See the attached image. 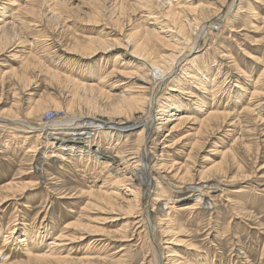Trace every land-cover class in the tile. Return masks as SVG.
<instances>
[{
  "label": "rangeland",
  "instance_id": "374dc122",
  "mask_svg": "<svg viewBox=\"0 0 264 264\" xmlns=\"http://www.w3.org/2000/svg\"><path fill=\"white\" fill-rule=\"evenodd\" d=\"M14 1L18 2L20 8L21 6H25L29 0ZM47 1L42 7L47 17L41 15L32 19V21L39 25L38 28L46 29L45 31L51 36V39L64 48H72L75 44L73 43L75 42V38L85 41V38L88 37H94L98 40H103L106 36L110 38L116 37L117 31L120 29L112 31L111 22L118 17L120 22L122 21L123 27L121 29H123L125 34L133 33L135 29L141 30L144 28L142 21L144 18L139 11L141 4L133 0H124L127 10L123 12L119 9L122 0H63L60 4L61 6L58 7V11H62L63 17L60 20L52 19L51 21H48L47 18H50L53 14V4L56 0ZM175 1H179V5L183 3L188 7L190 5L194 8L206 7V9L200 10L199 15L201 11L202 13H207L212 6L218 7V3L214 0ZM9 2V0H0V17L11 20L9 16L16 18L18 13L16 7L10 6ZM95 3L101 5L102 13L99 15L96 9L93 8ZM259 5L261 4H258L256 0H236L231 11L232 13L229 14L230 20L222 21L221 19L222 22H217L216 20L212 22L211 20L214 19L212 18L210 21H202L205 25L214 23L213 28L215 30L210 35L208 33V35H201L197 42V50L200 51L198 52L199 54L195 53L196 60L199 61L196 68L198 66L201 67L198 69L200 73H195L196 69L192 68L193 66H189L191 68L190 71H194L193 73L198 80L193 79L196 82L188 83V86L191 88L190 91L197 93V87L201 86L200 82L208 83L209 79H211L209 82L211 83L219 68H222V76L220 75L218 82L220 81L219 84L223 83L221 80L223 79L225 66L219 63V60L224 61L222 56H228L227 62L230 60V65L234 62L235 64H239H237L238 69H235L232 75H224V78H227L223 79L226 83L221 84L222 89L220 93H222V99L219 103L220 106H218V109H225L227 106L225 109L227 112L230 110V112L237 113L238 116L234 119L236 123L234 125H222L219 128H213V131H206L205 134L202 133L200 135L197 133L198 119L196 117L198 116L202 119L205 116L201 117L202 115L195 109L194 111L191 109H186L185 111L183 109L179 111L180 115L186 113L191 115L193 113L191 117L194 118H192L190 123H187L188 125L186 126L182 125L179 128L180 130L173 131V134L169 133L170 135L167 137L165 136L168 133L167 130L161 131L158 136V138H161L159 140H163L164 136L166 138L165 143L162 144L160 142L161 147L167 144L170 147L177 148L176 152H169L167 150L169 147L167 146L165 151H162L163 148L161 149L153 141L149 143L150 150L156 156H162L166 162L171 160L168 166L174 164L173 167H176V170L173 169L174 171L169 169L172 172L166 175L170 182H166L167 185L163 187V184L159 185L161 188L159 194H162L159 195L162 196L160 198H174L175 200L178 198V196H175L177 193H174L176 192L175 184L189 186L192 181H198L200 176L203 175L201 172L208 170L216 162L222 161L223 153L213 154V152H216L217 149L222 152L231 150L235 163L231 160L233 166L226 178L222 174L217 173L218 171L209 172V174H213L214 176L217 174L215 181L218 185L221 184L222 188L221 191L212 192L214 208L203 205L197 207L198 204L193 200L183 201L173 205L175 206L174 212H172L168 220H161V217L156 212V206L148 205L146 207L147 211H151L154 214L150 215L149 218L153 224H151L150 234L147 232L148 235L144 232L139 233L142 229L136 231L137 226L134 225L136 219L133 217L132 211H136L138 206L134 208L132 206L129 207L128 199H131L132 196H129L130 193L127 191V187L115 189V191H119V195L107 198L114 203L111 207L106 202V204L103 203L104 205L101 208L94 206L95 204H100L97 203V199L93 194L102 195V192L110 193L111 190L109 188L114 183L112 175L114 170L112 166L106 163L104 161L105 158H102V154L95 149L99 146L101 152L110 151L109 153L114 155L119 153L117 151H122L124 154L130 153L137 148L135 132L126 133L127 135L123 134L118 139L117 137L106 136L96 132L98 138L95 142H92L93 144L90 143L92 145H88L89 152H92L90 155L92 158L81 154L82 152L79 149H76L77 151L71 150V152L66 151L68 153L64 154V160L62 159L58 164H54L53 160L50 159L49 163L44 166L45 173L39 176L36 170L40 169V172L42 170L36 164V159L38 155H45V151H48L46 149L48 140L44 134L39 138V141L35 142L36 136L39 133L34 132V129L47 121L54 124L71 123L70 121H73L71 115L80 114V108L88 107L89 101H86L87 99L83 96H81L83 99L78 96H71L67 89L71 90V87L74 86L72 83L68 81V84L66 81L52 83L49 74L39 68L35 69L34 72H28L27 76L23 75V71L20 68V59L22 61L26 57V52L29 50L33 51V53L41 51L40 55L44 54L40 46L36 47V43L34 45H27L28 48L25 50L19 43V38L14 36L6 48H0V124L6 125L5 128L0 129V189L9 184L23 185L28 183L23 190L18 189V191L14 192H3V195L8 196L0 203V264H36L34 261L28 263L30 261V254L39 253L41 255L50 252V248L53 247L50 242L54 241L56 236L61 232L67 236V240L65 241L67 246H61L62 249L60 248V252L58 253L57 251L59 250L53 248L55 256L67 255L75 259L90 257L94 258L92 260L100 261L99 264H150L149 261L156 252L160 256L163 255L162 264L167 263V256L171 253H175L174 256L176 258L174 260L179 258L181 261H184V264H264V110L260 113L258 110H255L256 112L253 113L250 108L249 111H252V113L242 112L245 109L247 111V108L250 106L254 107L253 102L255 104L254 100L256 97L252 96V92L256 89L254 86L256 78L260 75L263 66L261 63L257 64V58L264 60V19L261 18L264 15V4ZM149 7L153 11H159L161 7L164 9L163 4H159L157 1L152 3L151 6L145 7L146 10H149ZM251 8H255V10ZM96 17L100 19V23L92 25L91 22L97 20ZM207 18L209 19L208 16ZM148 22L150 21L148 20ZM149 24L148 26H150ZM203 24L199 25V27L197 26L199 33ZM146 26L147 23H145ZM159 27L156 26L157 29ZM197 27L195 25L194 31L193 29L190 31L187 26V33L195 35ZM36 33L30 34L27 39L35 40L38 37V32ZM157 51L163 52V49L160 48ZM116 57L117 60H115ZM43 58L47 59L48 57L44 55ZM122 58L128 60L129 52L124 47H118L117 49L108 51L105 55L101 52L97 53L94 56V60H92L93 63H90L89 67L94 73H97L99 69H102V74L109 72L113 81L116 79L117 72H121L122 69H127L128 67V63L124 62ZM213 58H216L217 62L214 63ZM142 62L147 65L145 69L149 70L150 75H152L151 69L153 67L151 63ZM80 64L79 62L76 67L84 66ZM66 68L58 65V70L62 74H69V72L76 73L75 70ZM11 69H14V72H11ZM202 75L205 78H202ZM93 81L96 82L99 79L91 80V82ZM130 86L127 88H131L132 90L134 88L133 91H137L138 86L136 83ZM259 86L261 87V85ZM123 88H126V86ZM167 92L168 90L165 86L160 91L164 95ZM209 93L206 94L208 99L211 98ZM185 98L188 101L194 97L186 96ZM54 100L55 103L53 102ZM113 101L115 100L100 97L96 99L95 105L98 106L100 104L101 108L103 107V109L107 110ZM74 102L76 106L74 112L72 114L66 113L69 105H72ZM39 103L44 105L40 114L27 116L26 113H29V110ZM57 105H61L59 110ZM193 106L192 104L191 107ZM159 108V105L150 106L148 111L140 110L134 116L141 120L149 119V117L152 119L157 118L160 114L156 110ZM49 109H53L50 111H54L55 113V117L50 119L51 121L48 119L50 116V113L48 114ZM8 110L18 117H10L6 114L9 112ZM243 113L246 115L244 116ZM97 115L104 121L110 120L107 113H97ZM117 115L113 116L115 118L114 122L127 121L125 115ZM258 115L261 117L259 118ZM235 129L236 131H234ZM241 135L244 137L243 143L232 147V141L229 139L231 137L235 139ZM28 136L32 137L29 138ZM127 137L129 139L125 142V138ZM168 137L170 139H167ZM197 140H201L199 145L203 143V148L202 146L200 148L198 145H194L198 146L197 148L192 146L196 143L194 141ZM118 141L119 144H117ZM35 143L37 144L36 153L28 150ZM191 147L194 150L192 152L190 151ZM85 149L87 148L84 147L83 150ZM128 156L132 158L133 155ZM230 159L231 157L224 164L223 170L226 169V164L230 162ZM184 164H186V168L185 166L182 167ZM240 166L242 168L241 173L238 172V167ZM187 170L190 172L189 175L186 173ZM180 173H186L187 180L181 181L175 178ZM244 173L251 177L245 179L242 177ZM162 189L163 192H161ZM142 196V202L144 201L143 209H145V205L149 199L156 195H151L148 199L145 195ZM179 204L181 205L178 206ZM140 207H138L137 211H139ZM108 208L112 209L109 210ZM128 209H130V212ZM74 221H80L83 224L91 223V225L99 227L101 230L95 232L93 231L94 229H81L84 227L80 224L76 227L71 226L65 229L66 225ZM163 228H170L172 231L171 235L167 237ZM167 239H174V242L166 243ZM26 244L27 246H25ZM198 254H200V257ZM201 259L202 261H200Z\"/></svg>",
  "mask_w": 264,
  "mask_h": 264
},
{
  "label": "bare ground",
  "instance_id": "6f19581e",
  "mask_svg": "<svg viewBox=\"0 0 264 264\" xmlns=\"http://www.w3.org/2000/svg\"><path fill=\"white\" fill-rule=\"evenodd\" d=\"M9 1H10L9 2L10 6L16 7L18 15L16 16V18H13L12 16H9L8 14V16L11 17V20L0 17V48L1 49L6 48L7 44L10 43L11 40H13L14 36H17L19 38V41H20L19 43L22 45L23 49L25 50H27L28 48L27 45L28 46L34 45L36 43L35 44L37 45L36 47L40 46L42 48V53L44 54L40 55L41 51H38V53H33V51L31 52L30 50L26 52L27 54L26 57H24L22 61L20 59V62H21L20 68L23 71L22 72L23 75L27 76L28 72L30 71L34 72L35 69L39 68L40 70H44L49 74L50 76L49 78H51L52 83H58L61 81H66V82L68 81L72 83L74 86L71 87V90L67 89L70 92L71 96L73 97L78 96L82 99L83 97H85L87 99L86 101H89L88 107L80 106L81 107L80 114L71 115L72 120H73V121H70L71 123L54 124V123L47 121L43 123L41 122L42 123L41 126L34 129V132L39 133V135L36 136L35 142L39 141V138L44 134L46 135V138L48 140V144L46 146L47 147L46 149H48V151L47 152L45 151V155H42V154L38 155L36 159V164L39 167H41L42 172H40V169H37L36 173L39 176H42V173L43 174L45 173L44 166L49 163L50 159L53 160L54 164H58L59 161H62V159L64 160L65 159L64 154L68 153L66 151L71 152V150L79 149V151L81 150L82 152L81 154H84V156L89 157L92 152L91 153L89 152L90 150H89L88 145H92L93 144L92 142L93 141L95 142V140L98 138L96 132H98V134L100 133L106 136L117 137V139L120 138L121 135L123 134L135 132L137 148L136 150H133L130 153L124 154L122 151H117L119 153L117 155H114V154L109 153L110 151L101 152L99 146H97V149H95L97 152L102 154V158H105L104 161L106 163H109L114 170L112 174L114 177V183L109 188L111 192L110 193L102 192V195H96V193L93 194V196L97 199V203L100 204V205L95 204L94 205L95 207L98 206L99 208H101L103 207L104 205L103 203L105 202L111 207L114 203L113 201L108 200L107 198H113V196L119 195L118 194L119 191H115V189L117 188L121 189L122 187L123 188L127 187V191H129L130 193L129 196L130 195L132 196L131 199H128L129 201L128 203L130 204L129 207L132 206V208H134L137 206L138 207L141 206L139 208V211H137L138 207L136 211L134 210L132 211L133 217L136 219L134 222V225L137 226L136 231L142 229L139 231V233L144 232L146 233V235H148L147 232L150 234L151 228H152L151 224H153L152 222H150L151 221L149 219L150 215L151 216L154 215L151 211H147L146 207H148V205L153 206V207L156 206L155 208L157 211L156 210L155 211L157 212V214H159V216L161 217V220H168L170 218V215H172V212H174L173 209L175 206L173 205L176 203L178 204L183 201L193 200L196 202V204H198L197 207L203 205V206L212 208L214 205V199L212 198V195H213L212 192L214 193L217 191H221L222 188L220 186L221 184L218 185V183H216L215 181V177L217 174L215 173L216 175L214 176L213 174L212 175L209 174V172L211 173L214 171H218L217 173L222 174L226 178V176L231 172V169L233 166L231 162L233 161V163H235V159L232 156L233 152L231 153V150H227V151L225 150V152H222V151H218L217 149V151L213 152V154L223 153L222 161L216 162L214 165L210 166L208 170L201 172V174L203 173V175L200 176V179L199 180L197 179L198 181L195 180V182L192 181L193 183L191 182L189 186L175 184L176 192L174 193H177V195L175 196H178L176 200L174 198L164 199V198H160L162 196H159V195H162L161 193L159 194V191L161 190L159 185L163 184L162 185L163 187L164 185H167L166 182L167 183L170 182L166 175L168 173H171L172 170L175 169L176 167L175 168L173 167L174 164L171 166H168V163H170L169 161L171 160H168L166 162L165 159L162 158V156H159V157L156 156L150 150L151 148L149 147V143L153 141V143L161 147L160 142L162 144L166 142L165 136L167 137L170 134H173L172 132L179 129L182 125H185V126L188 125L187 123H190L192 118H194V117H191L193 113L191 115L187 113L186 114L181 113L182 115H180L179 111L183 109L185 111L186 109H191L193 111L195 109L199 111V114L202 115L201 117L205 116L202 119L199 118L198 116H197L198 118L196 117V119H198L197 133L200 135L202 133L205 134L206 131H210L213 128L214 129L216 127L219 128L222 125H234L236 123L234 122V119L236 116H238L237 113L230 112V110H228L227 112L225 110L227 106L225 107V109H218L219 108L218 106H220L219 103L222 99L221 98L222 93H220L222 89L221 86L223 85L224 82L226 83V81H224L227 78L226 76L232 75L233 71L235 69L236 70L238 69V66H237L238 63L235 64V62L233 61L234 63L230 65L229 64L230 60L227 62L228 56L221 55L224 61L219 60V59L218 60L220 61L219 63H222L225 66L224 68L225 72L223 74L226 75L225 76L226 78H224V75H223L224 80L223 79L221 80L223 81V83L219 84L220 81L218 82V78H220V75L222 76V68L221 69L219 68L218 73L216 74V76L213 77L211 83H209L211 79H209L208 83L200 82L201 86L197 87V93L195 91H190L191 88L188 86L189 84L196 82V80H193V79H197L193 73L194 71L193 72L190 71L191 69L190 67L193 66L192 68L196 69L195 73L196 72L200 73L198 69H200L201 67L198 66L196 68V66L198 65L197 63H199V61L196 60L195 53H198L200 51V50H197V42L199 41V38L201 37V35L203 34L206 35L207 33L210 35V33H213V30H215L213 28V26L215 25L214 23H211V24L208 23L209 25L207 24L205 25L202 23V21L204 20L210 21L212 18H214L211 20L212 22L213 20L220 22L221 19L222 21L223 20L227 21L228 19L230 20L231 18H229V14L232 13L231 11L233 10V6L236 0H214L218 3V7L215 8L212 6V8L209 9L207 13L206 12L202 13L201 11L200 15L198 14L200 10H204V8L206 9V7L194 8L191 5L190 7H188L183 3L179 5V1L177 2L175 1L176 2L175 3L174 0H133L138 4H141L139 11L141 12L142 17L144 18V20H142L143 25H144L143 29L141 30L135 29L133 33L131 32V33L125 34V32H123V29H121L123 27V24L121 23L122 21L120 22V19L118 17L117 19L111 22L112 25L110 24L112 26V31H117L118 28L120 29L119 31H117L118 34L116 37L110 38L106 36L103 40L102 39L98 40L94 37H88V38H85V41H81L79 38H75V42H73L75 44L74 46H72V48L61 47L58 43H56L55 40L51 39V36L45 31L46 29L44 30V29L38 28L39 25L32 21V19L40 17L41 15L46 16V14H44V10L42 9V7L44 4L48 2L47 0H29L27 1L28 3L25 6H21L20 8L18 6V2L14 0H9ZM62 1L63 0L54 1V4H53L54 12L50 16V18H47L48 21H51L52 19L60 20L63 17L61 13L62 11L61 12L58 11L59 10L58 7L61 6L60 4ZM156 1L159 4H163L164 9L161 7V10L153 11L149 7L150 9L146 10L147 6H151V4L155 3ZM256 2L261 5L264 4V0H256ZM125 3L126 2H124V0L120 2L119 9H121L122 12L127 10L125 8L127 7ZM100 6L101 5L98 3H95V5H93V8L96 9L98 15L102 13V9L100 8ZM251 9L255 10V8H251ZM207 16L209 17V19L207 18ZM222 17H226V18H222ZM261 18L264 19V15H262ZM148 20L150 22H148ZM91 23L92 25H97L100 23V19L93 20V22ZM145 23H147L146 27H145ZM148 23H150L149 24L150 26H148ZM201 23L203 24L204 27L203 26H202L203 28L201 27V32L199 33L198 27ZM195 25L196 27L198 26L196 34L194 35L193 33H190V32H189L190 34H188L187 26L190 29V31L192 29L194 31ZM156 26H160L159 29H157ZM36 32H38V35H37L38 37H36L35 40L33 38H32L33 40L27 39L28 36H30V34H33V33L35 34ZM179 35L182 37H180ZM118 47H124L129 52L128 60L122 58L124 62L126 61L128 63L127 69H122L121 72L120 71L117 72V76H115L116 79L113 81H112V76H110L109 72L102 74L101 72L102 69H99L97 73L92 72L93 70L90 69L89 65L90 63L91 64L93 63L92 60H94V56L97 55V53L101 52L103 55H105V53H107L108 51L112 49H117ZM160 48L163 49V52L157 51ZM44 55L50 59L47 60L48 58L47 59L43 58ZM192 55L194 56L192 57ZM257 59H258L257 64L261 63L263 66L261 65L262 70L260 72V75L256 78L257 80L254 85L256 89L252 92L253 94L252 96L254 98L256 97L255 100L253 99L255 101V104L253 102L254 107L248 106L249 108H247L248 109L247 111L246 109L242 111L248 114L252 113V111L253 113L256 112L255 110H258L259 113L263 112L264 110V82H263L264 60H262V58H257ZM115 60H117V57L115 58ZM48 61H49V64H48ZM142 61L151 63L153 67L151 69L152 75H150L149 70L145 69L147 65L144 64ZM213 61L214 63L217 62L216 58H213ZM79 62L84 66L76 67ZM58 65L67 67L66 69L75 70L76 73L69 72V74H66V73L62 74L59 72L60 70H58ZM14 69H11V72H14L13 71ZM205 70L208 71L207 69ZM202 78H205V77L202 75ZM96 79H99V81L91 82V80H96ZM135 83L138 86V89L135 87L137 91H133L134 88L133 90L131 88H127L131 84H135ZM259 85H261V87ZM125 86L126 88H123ZM164 86L168 90L166 95L160 93V91H162V88ZM208 92H210L209 93L211 96L210 99H208V96L206 95ZM212 93H213V96H212ZM186 96L194 97V98L186 101V98H185ZM100 97H105L107 99H110V100L112 99L115 101L111 102L112 104L109 106L110 108L106 110V109H103V107L101 108L99 106L100 104L98 106L95 105L96 99H99ZM53 102L55 103V100ZM192 104L194 105L193 107H191ZM158 105L160 108L157 109L156 111H159L158 112V114H160L159 117L157 118L155 117L153 119L149 117V119H145V120L135 118L134 114L136 112L140 110L148 111V108H150V106L153 107V106H158ZM57 106L59 110V108H61L60 107L61 105L60 106L57 105ZM43 108H44V105L39 103L33 108H31V110H29V113H26V115L32 116L33 114V116H35L36 114H40V111H42ZM75 108L76 106L74 102L72 103V105H69L66 113L72 114ZM250 108L252 110L251 112L249 111ZM50 110H53V109H49L48 111ZM97 113H101V114L107 113L110 117V120L104 121L103 119H100ZM6 114H8L10 117L11 116L18 117L17 115H14L11 111L7 112ZM115 114L116 115L118 114L120 116L125 115L127 118V121L126 122L118 121V123L114 122L115 118L113 116ZM243 115L245 116L246 114L243 113ZM54 117H55V114L53 115V117L48 118V119L50 120ZM258 117L260 118L261 116L258 115ZM237 120L239 121V119ZM5 127L6 125L0 124V129H3ZM163 130H167L168 133L164 136L163 140H159L160 138V137L158 138L159 133ZM234 131H236V129ZM189 133H192V132H189ZM243 138H244L243 135L235 139L231 137V139L229 140L232 141V147H236L238 146V144L243 143ZM128 139H129L128 137L125 138V142H127ZM167 139H170V138L168 137ZM200 141L198 140L194 141L196 143H194L192 146L198 145L201 148V146L202 145L204 146V144L202 143V145H199L201 143ZM117 144H119V141L117 142ZM166 146L169 147V149H167L169 152L170 151L174 152L175 150H177V148H173V147H170V145L165 144L163 147H161V149L163 148L162 151H165ZM198 146H194V147L197 148ZM84 147H86L87 149L83 150ZM28 150L34 151L36 153L37 144L35 143L33 146H30V149ZM190 151L191 152L194 151L193 147H191ZM128 155H133V156L132 158H130ZM229 157H231L230 162L226 164L227 167L226 169L223 170L222 168H224V164L228 161ZM189 158L191 159V157ZM184 166L186 168V164H184L182 167ZM238 168H239V171L238 170L237 171L241 173V169H242L241 166ZM169 169H172V170H169ZM186 173L189 175L190 172L187 170ZM186 173H180L176 175L175 178H178L181 181H185L187 180L185 176ZM244 174L242 175V177H244L245 179L251 177L250 175H246V173ZM191 175L195 176L193 174ZM218 176H221V175H218ZM20 185L19 184H9L8 186L1 188L0 189V203L3 199H5L8 196V195H3V192L5 193L6 191L14 192V191H18V189L23 190L26 187V185H28V183H25L22 186ZM127 191L125 192L127 193ZM161 192H163V189ZM142 195H145L147 199L150 198L151 195H156V196H153V198L151 197V199H149L148 203H146L145 205V209H143L144 201L142 202V199H143ZM124 201H127V200H124ZM180 205L181 204H179L178 206ZM128 210L130 212V209ZM78 224L84 227L81 229H85V230L94 229L93 231L95 232L101 230V228L91 225V223L83 224V223H80V221H74L73 223H69L68 225H66L65 229H68L71 226L76 227L78 226ZM167 227H170V226H167ZM163 231L165 232V235L167 237L171 235L170 233L172 232L170 228H167V229L163 228ZM95 232L94 234H96ZM66 237L67 236L62 234L61 232L55 238V240L57 241L59 240V242L57 241L55 242V240L50 242L53 245V247L50 248L51 249L50 252L44 253L41 255H39V253L30 254V259H29L30 261L28 263H30L31 261H34L36 262V264H62V263L64 264H99L100 261L92 260L94 258H90V257L75 259L67 255L55 256V253L53 254V248L54 249L57 248L59 250L61 246L62 247H64L65 245L67 246V244L65 243V241L67 240ZM169 239L166 240L167 241L166 243L174 242V239H171V240ZM27 244L25 246H27ZM30 248L32 249V247ZM58 252H60V250L57 251V253ZM174 254L175 253H171L170 255L167 256L168 260L166 264H184V261H181V259L179 258L174 260L176 258ZM198 256L200 257V254H198ZM162 260H163V255L160 256L156 252L154 253L153 258H151L149 263L150 264H162L163 263ZM200 261H202V259Z\"/></svg>",
  "mask_w": 264,
  "mask_h": 264
},
{
  "label": "built area",
  "instance_id": "2783aa9c",
  "mask_svg": "<svg viewBox=\"0 0 264 264\" xmlns=\"http://www.w3.org/2000/svg\"><path fill=\"white\" fill-rule=\"evenodd\" d=\"M50 113L49 118L53 117V115L55 114L53 111H49L48 114Z\"/></svg>",
  "mask_w": 264,
  "mask_h": 264
}]
</instances>
